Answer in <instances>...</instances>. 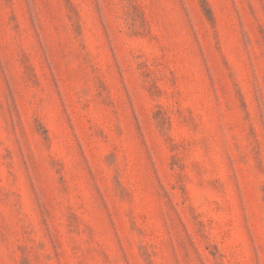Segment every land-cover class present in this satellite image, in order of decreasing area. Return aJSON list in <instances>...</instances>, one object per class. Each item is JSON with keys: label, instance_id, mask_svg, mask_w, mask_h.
Listing matches in <instances>:
<instances>
[{"label": "rangeland", "instance_id": "374dc122", "mask_svg": "<svg viewBox=\"0 0 264 264\" xmlns=\"http://www.w3.org/2000/svg\"><path fill=\"white\" fill-rule=\"evenodd\" d=\"M0 264H264V0H0Z\"/></svg>", "mask_w": 264, "mask_h": 264}]
</instances>
